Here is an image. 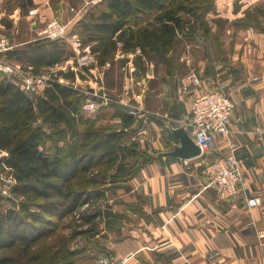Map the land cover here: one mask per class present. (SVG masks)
<instances>
[{
	"label": "crops",
	"instance_id": "1",
	"mask_svg": "<svg viewBox=\"0 0 264 264\" xmlns=\"http://www.w3.org/2000/svg\"><path fill=\"white\" fill-rule=\"evenodd\" d=\"M65 1L56 3L54 11L72 27L83 16L70 13L74 8ZM234 1L215 0L216 9L206 15L207 33L198 29L190 39L178 34L180 46L172 62L156 64L144 59L146 71L141 81L134 63L137 52L118 50L110 62L126 59L120 67L124 76L113 82L119 71L106 62L95 64L92 70L83 66L88 74L86 85L92 79L94 85L71 83L86 94L85 101L93 97L105 105L113 100L133 111L135 124L125 142L153 157L127 182L123 207L129 224L120 237L110 234L107 239L106 254L116 264H264V0H236V10ZM46 8L52 11L48 0H0V40L6 39L10 46L5 56L38 39L43 30L41 12ZM253 8L262 9L259 25L240 27L231 22ZM71 14L73 21H69ZM216 19L225 23L219 26ZM84 54L96 63V54L88 48ZM9 62L30 69L17 59ZM189 71L200 76L202 86L183 91L180 79ZM59 82L69 83L63 77ZM136 83L141 90L136 91ZM211 89L225 92L235 103L231 138L237 143L234 155L248 184L245 191L226 201L219 200L206 185L199 157L182 160L163 155L178 142L164 122L189 132L193 98ZM229 152L225 137L218 135L204 157L212 161ZM250 196H259L260 205L247 207L245 197Z\"/></svg>",
	"mask_w": 264,
	"mask_h": 264
},
{
	"label": "trees",
	"instance_id": "2",
	"mask_svg": "<svg viewBox=\"0 0 264 264\" xmlns=\"http://www.w3.org/2000/svg\"><path fill=\"white\" fill-rule=\"evenodd\" d=\"M213 10V0H106L75 24L73 34L96 54L97 66L112 61L118 50L139 48L134 63L145 73V61L174 60L178 34L190 39L198 29L207 33L206 15ZM261 10L253 8L232 23L259 25ZM4 53L7 61L17 59L34 73L71 56L62 40L48 38ZM57 74L69 83L55 77L31 97L0 73V151L8 153L13 193L21 196L17 206L0 210V264H97L108 253L106 231L124 216L96 202L104 199L103 186L126 187L153 158L125 142L136 120L127 107L111 100L87 118L82 111L87 96L71 84L75 73Z\"/></svg>",
	"mask_w": 264,
	"mask_h": 264
},
{
	"label": "built area",
	"instance_id": "3",
	"mask_svg": "<svg viewBox=\"0 0 264 264\" xmlns=\"http://www.w3.org/2000/svg\"><path fill=\"white\" fill-rule=\"evenodd\" d=\"M96 1L100 0H92L91 2ZM30 13L33 14V11ZM41 34L42 38L63 40L68 34V25L61 20L51 19L41 31ZM9 48V42L6 39H1L0 54H3ZM136 50L138 53L140 52L139 48ZM59 66L60 63H56L53 67L58 68ZM68 68L67 64L63 66V69L67 70ZM0 73L10 78L27 94L37 92L38 88L47 86L53 80L51 74H36L31 70L23 69L7 61L3 55H0ZM180 83L183 91L198 89L202 86V80L195 71H189L181 77ZM85 92L89 93L86 90ZM95 94L96 92L93 93V95ZM99 105L100 102L91 97L85 101L82 109L88 116L93 117L98 111ZM234 109L235 103L225 92L218 89L202 91L191 102V117L187 124L190 137L201 151L199 158L202 164V174L206 178V185L213 188L219 200L224 201L237 197L239 192L245 191L248 186L234 155V150L237 147L236 141L231 138ZM130 114L134 115V112L130 111ZM218 135L225 137L230 152L208 161L204 154L211 148ZM15 184L14 177L7 173H0V197L11 193ZM245 202L247 207L252 208L259 206L261 200L259 196H250L245 197ZM127 259L128 256L123 258L124 261ZM96 262L97 264H116L115 258L109 254H103Z\"/></svg>",
	"mask_w": 264,
	"mask_h": 264
},
{
	"label": "rangeland",
	"instance_id": "4",
	"mask_svg": "<svg viewBox=\"0 0 264 264\" xmlns=\"http://www.w3.org/2000/svg\"><path fill=\"white\" fill-rule=\"evenodd\" d=\"M48 1L50 3V7H52V11L49 8H46L45 10H43L41 12L42 14H41L40 18H42V20H39V23L43 24L42 25V29L45 28V26H46V24L48 23L49 20H51V19L60 20L56 16V13L54 11V6H56V3L60 2L61 0H48ZM91 1L92 0H83V2H82V0H66L65 2L70 3L71 6H69V7H73L74 8V9H72V12H70L74 16L75 15L84 16L94 6L98 7L100 4H103V2H105L106 0H100V1H96L94 3H92ZM235 1L233 2V8L234 9H235ZM88 2H91V3L87 4ZM102 6L103 5H101L100 7L103 8ZM213 6H214V10H215L216 9L215 0H213ZM100 7H99V9H100ZM76 8H79V9L77 10ZM73 15L71 16V18H69V21H73L74 20L75 17ZM67 18L68 17L64 16V20H67ZM145 22L146 21H144L143 23H145ZM231 22H233V21H231ZM28 23H30V21H28ZM73 24H74V22H72V25ZM74 26H75V24L72 27L68 26V34L62 40L65 43L66 47L68 48L69 52H71V57H69L67 59V60H70V61L67 62V60H64V61L60 62V66L58 68L57 67L56 68L50 67V68H47L44 71H41L40 73H36V74H43V73L51 74L52 78L54 79L55 77H57L56 75H58L57 73L60 70L65 71V72H67L69 70V71H73L74 73H78V74L75 75V80H74V81H76V84H80V85L82 84V86H83V84L88 80V74L87 73H88L89 70H92L94 68L96 63H95V61L93 59H91L90 56H86V54H84V49H86V48H88V51L91 52L89 46H82L81 43L79 42V39H78L77 35L76 34H72V33L75 32L74 31ZM72 35H75V37H74L75 41L73 40V38H72L73 36ZM37 37H38V39L42 38L41 32L38 34ZM187 48H188V46H187ZM136 52H137V50H136ZM137 54H141V53L137 52ZM120 57H121V55H119V58ZM124 57H126V56H124ZM123 60H124V58L120 59V62L117 61L115 64H112V62H110L111 65H114L113 69L119 71L115 75V77H114L115 79L113 80V82H115V80L117 78H120L119 77L120 75H123V74H121V71H120V67L123 64L124 65L126 64ZM135 61H137V59ZM65 64H67L68 67H69L67 70L63 69V66ZM83 66H87V67L89 66V70L86 71L87 75H85V69L83 68ZM115 67H116V69H115ZM136 68H137V66H136ZM52 69H54L55 71H53ZM26 70H30V69H26ZM136 71H137V74L139 76V80L141 81L142 77H144L145 74L143 73V70H141V69L137 68ZM80 72L82 74H84L83 76L84 77L86 76L87 79L81 77L80 74H79ZM123 76H121V77H123ZM57 79L59 80V79H61V77L58 76ZM89 82L88 83L90 85H94V80L93 79L89 80ZM90 85H86V83H85L84 87H88ZM136 85H137L136 91H139V90L142 89L141 85H138L137 83H136ZM45 87L38 88L36 90L37 92H35V95L41 94ZM102 105H104V103H101L99 106H102ZM98 111H99V109H98ZM84 112L85 111H83V114L85 115V117L93 119L92 117L88 116L86 112L85 113ZM129 113H130V111H129ZM93 117H96V115H94ZM102 121L105 123V122H109L110 120L108 118H106V119H104ZM6 156H8L7 152L0 151V173H7V174H9V175H11L13 177L12 172L5 165V159L4 158ZM103 188L105 190L104 191V193H105L104 199L101 200V201H96V202H101V205H103V206L104 205L111 206L112 209L117 214H124L123 218H119L118 220L115 221L114 229L106 231V234L108 235V237H109L110 234H116L117 237H120L122 235V233L124 232L123 228H126L127 224H129L128 213L125 211L126 208L123 207L124 206L123 204H124V202H125V200L127 198L126 195H125V192L127 191V189H126V187H123V186L122 187H118V186H115V185H113L111 183H107L105 186H103ZM20 200H21L20 194L13 193V188H12L11 193H9L7 196L2 197V199L0 200V210L4 211L6 208L17 206V203ZM13 202H15V204ZM125 205H126V203H125ZM100 226L102 227L104 225L101 223ZM97 259H98V257H97ZM97 259H96V261H97Z\"/></svg>",
	"mask_w": 264,
	"mask_h": 264
},
{
	"label": "water",
	"instance_id": "5",
	"mask_svg": "<svg viewBox=\"0 0 264 264\" xmlns=\"http://www.w3.org/2000/svg\"><path fill=\"white\" fill-rule=\"evenodd\" d=\"M98 93L102 94L103 91L100 90ZM164 125L171 138L178 142L172 143L170 145L171 150L164 152L163 155L180 158L182 160L197 158L201 155L200 148L184 127H174L169 121L164 122Z\"/></svg>",
	"mask_w": 264,
	"mask_h": 264
}]
</instances>
